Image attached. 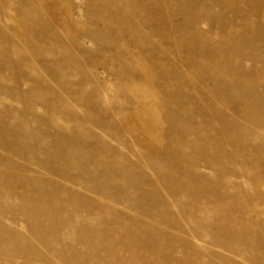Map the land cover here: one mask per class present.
I'll list each match as a JSON object with an SVG mask.
<instances>
[{
  "label": "rangeland",
  "instance_id": "obj_1",
  "mask_svg": "<svg viewBox=\"0 0 264 264\" xmlns=\"http://www.w3.org/2000/svg\"><path fill=\"white\" fill-rule=\"evenodd\" d=\"M0 264H264V0H0Z\"/></svg>",
  "mask_w": 264,
  "mask_h": 264
}]
</instances>
